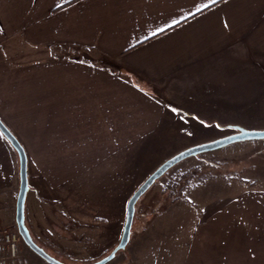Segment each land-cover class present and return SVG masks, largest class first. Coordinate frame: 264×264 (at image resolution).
<instances>
[{
    "label": "crops",
    "instance_id": "1",
    "mask_svg": "<svg viewBox=\"0 0 264 264\" xmlns=\"http://www.w3.org/2000/svg\"><path fill=\"white\" fill-rule=\"evenodd\" d=\"M206 2L0 0V120L25 152V202L87 226L102 251L162 161L234 125L264 128V0L196 12ZM8 143L0 133V222L19 184ZM240 143L264 155V139ZM259 181L148 188L121 264H264Z\"/></svg>",
    "mask_w": 264,
    "mask_h": 264
},
{
    "label": "rangeland",
    "instance_id": "2",
    "mask_svg": "<svg viewBox=\"0 0 264 264\" xmlns=\"http://www.w3.org/2000/svg\"><path fill=\"white\" fill-rule=\"evenodd\" d=\"M261 129V128H260ZM234 129L224 130V134L233 132ZM244 143L229 144L215 150L203 152L193 158V163L185 166V160L181 164L174 165L157 178L146 193L157 186L164 190L170 197L177 196L184 186L196 184L206 178L245 177L249 180L264 183V155L257 153V148L244 149ZM264 146V145H262ZM31 194H28V199ZM140 199V198H139ZM136 203V207L138 206ZM26 228H28L32 240L44 249L52 257L65 264H90L107 254L108 251L99 249V242H91L94 234L89 228L72 225L65 218L54 213L48 203L25 202L24 215ZM12 227L16 229L14 219L3 218L0 227ZM17 230V229H16ZM19 234V233H18ZM20 236V235H19ZM130 239L134 237L132 232ZM87 238L88 241H80L79 238ZM19 239V263L18 264H48ZM125 248L116 252L113 259L105 264H121ZM126 255V254H124ZM123 264V263H122Z\"/></svg>",
    "mask_w": 264,
    "mask_h": 264
},
{
    "label": "water",
    "instance_id": "3",
    "mask_svg": "<svg viewBox=\"0 0 264 264\" xmlns=\"http://www.w3.org/2000/svg\"><path fill=\"white\" fill-rule=\"evenodd\" d=\"M234 129L233 132L228 133V135H224L221 137H217L215 139L201 142L195 145L188 146L183 148L182 150L174 153L173 155L166 158L162 161L148 176L140 183L139 186L133 191L130 195L129 199H127L126 204V211H125V219L122 227L121 234L119 235L120 238L118 242L115 244L112 249L102 256L100 259L93 261L90 264H105L109 260L113 259L116 252L119 250L124 249L126 244L130 238V230H131V223L133 221L134 210H135V203L138 198L146 192L150 185L153 182L163 175L167 170L181 160L190 157L199 155L203 152L215 150L216 148H221L223 146H227L229 144H233L236 142L247 141V140H260L264 139V128L261 129H247L238 125L232 126ZM0 133L4 136V138L11 144V147L16 152V156L18 159V176H19V184L18 190L16 191V198H15V211H14V222L16 225L17 232L21 236V240L32 250V252L36 253L39 257H41L44 261L48 264H65L60 260L52 257L47 252L44 251L42 247H40L34 240H32V236L29 233L28 228H26L25 224V216L24 215V208H25V199H26V190H28L27 184V168H26V156L24 155V149L18 139L12 132H9L8 127L0 120Z\"/></svg>",
    "mask_w": 264,
    "mask_h": 264
},
{
    "label": "built area",
    "instance_id": "4",
    "mask_svg": "<svg viewBox=\"0 0 264 264\" xmlns=\"http://www.w3.org/2000/svg\"><path fill=\"white\" fill-rule=\"evenodd\" d=\"M20 236L12 227H0V264H18Z\"/></svg>",
    "mask_w": 264,
    "mask_h": 264
},
{
    "label": "snow or ice",
    "instance_id": "5",
    "mask_svg": "<svg viewBox=\"0 0 264 264\" xmlns=\"http://www.w3.org/2000/svg\"><path fill=\"white\" fill-rule=\"evenodd\" d=\"M217 2V0H208V2H206V3H202V4H200L199 6H197V8H196V12H200V11H202L204 8H208V7H210L211 6V4H214V3H216ZM59 6V5H58ZM173 23H177V21H174ZM171 26V25H170ZM165 29H163V28H161V29H159V31H164ZM153 35H156V33L154 32V33H152Z\"/></svg>",
    "mask_w": 264,
    "mask_h": 264
}]
</instances>
